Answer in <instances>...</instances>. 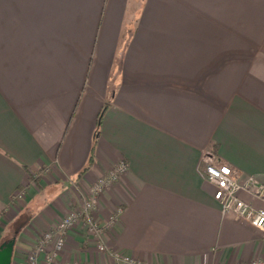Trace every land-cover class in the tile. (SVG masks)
I'll return each mask as SVG.
<instances>
[{
    "label": "crops",
    "instance_id": "0c3cea01",
    "mask_svg": "<svg viewBox=\"0 0 264 264\" xmlns=\"http://www.w3.org/2000/svg\"><path fill=\"white\" fill-rule=\"evenodd\" d=\"M132 1L0 0V245L28 213L12 259L25 264L124 160L129 170L92 212L109 249L144 264L264 259V230L223 213L203 177L219 161L239 183L264 184V56L233 46L228 24L211 19L230 15L215 8L228 1L252 5L239 17H264L254 10L264 0H144L136 14ZM65 238L57 264L113 262L82 219ZM52 250L38 252L41 264Z\"/></svg>",
    "mask_w": 264,
    "mask_h": 264
},
{
    "label": "built area",
    "instance_id": "2783aa9c",
    "mask_svg": "<svg viewBox=\"0 0 264 264\" xmlns=\"http://www.w3.org/2000/svg\"><path fill=\"white\" fill-rule=\"evenodd\" d=\"M128 170L129 164L121 160L113 168H110L107 173L96 178L90 184L89 194L84 195L82 209L71 210L54 226V229L40 236L35 251L28 254L25 264H41L37 254L50 244H53V250L47 255L48 263L57 264L54 258L55 255L61 252L65 247V236L67 231L80 219L84 221L89 233L96 237L98 250L110 256L113 261L111 264H144L129 254L109 249L102 241L103 225L92 215L93 210L96 209L99 204L103 190L112 186L121 176L127 173ZM203 177L214 187V198L220 203L223 213L233 212L252 225L264 230V205L256 208L239 196V192L244 190L264 201V184L257 182L253 178L248 179L243 184L239 183L232 168L219 161L207 164L203 172ZM121 213L122 208H119L111 217L109 224ZM73 264L99 263L89 261L86 263ZM249 264H264V259L254 260Z\"/></svg>",
    "mask_w": 264,
    "mask_h": 264
},
{
    "label": "rangeland",
    "instance_id": "374dc122",
    "mask_svg": "<svg viewBox=\"0 0 264 264\" xmlns=\"http://www.w3.org/2000/svg\"><path fill=\"white\" fill-rule=\"evenodd\" d=\"M144 0H133L131 4H128V9H134L135 8V14L139 11V7L142 4ZM145 3V2H144ZM224 3V2H222ZM225 6L223 4L219 6H215V8L220 11L222 8H227V17L222 16V17H217V18H211L212 20H215L218 25L220 24H228V37L230 38L231 44L234 46L235 44L238 46L240 45H250L254 46V48L251 50L252 51V56H264V17L262 16H256V17H239V8H240V13H246L249 12L247 10H250V12H254L252 10V5L246 2H241V5L239 7V1H228L226 2ZM219 4V3H218ZM244 8V9H243ZM264 9V2L263 1H258L254 3V10H258L260 12L261 10ZM256 13V12H255ZM139 14V13H138ZM137 14V15H138ZM215 16V15H214ZM137 18L134 17L131 20V23L134 24L135 19ZM226 20V22H225ZM225 22V23H224ZM243 28V29H242ZM249 30V31H248ZM239 51V50H237ZM239 55V54H238ZM113 85V83H112ZM100 116L98 117L99 120ZM24 192H22L19 197L16 199L17 201L21 200V202H18V207L20 210L24 207V202L25 198L23 196ZM25 195V194H24ZM26 212V211H25ZM28 213H25L22 215L21 220L9 224L8 231L4 235V239H9L11 238L14 230L18 227L20 224V221H23L27 218ZM2 240V243H3Z\"/></svg>",
    "mask_w": 264,
    "mask_h": 264
},
{
    "label": "trees",
    "instance_id": "16d2710c",
    "mask_svg": "<svg viewBox=\"0 0 264 264\" xmlns=\"http://www.w3.org/2000/svg\"><path fill=\"white\" fill-rule=\"evenodd\" d=\"M121 64H122V62H121V60L119 59V61L117 62V66H118V67H117V71L113 74V76H112V80H114L116 74H117L118 71L120 70V68H121ZM106 107H107V104H105V106L103 107V110H104ZM103 110H102L101 113H100V118H99V120H98L97 128H96V130H95V137H96V138L98 137V135H99V133H100V130H101V120H102V114H103V112H104ZM93 153H94V146H93L92 151H91V156H90V160H89L88 166H87V168H85V170L82 171V173H84V172L88 169V167L92 164V161H93V158H94V154H93ZM21 218H22V217H20L17 221L21 220ZM17 221H16V222H17ZM28 221H29V218H28V217H27L25 220L20 221V224H19L18 227L14 230V232H13L11 238H12L13 236H17L18 233L21 231V229H22L23 227L26 226V224H27ZM11 238H9V239H11ZM9 239H4L3 242L8 241Z\"/></svg>",
    "mask_w": 264,
    "mask_h": 264
},
{
    "label": "water",
    "instance_id": "95a60500",
    "mask_svg": "<svg viewBox=\"0 0 264 264\" xmlns=\"http://www.w3.org/2000/svg\"><path fill=\"white\" fill-rule=\"evenodd\" d=\"M15 243L16 237L13 236L0 245V264H12Z\"/></svg>",
    "mask_w": 264,
    "mask_h": 264
}]
</instances>
